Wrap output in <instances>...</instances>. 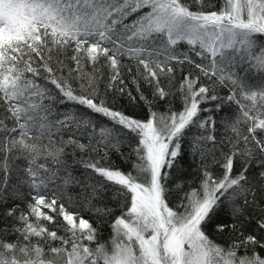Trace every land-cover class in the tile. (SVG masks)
Wrapping results in <instances>:
<instances>
[{"label":"snow or ice","instance_id":"obj_1","mask_svg":"<svg viewBox=\"0 0 264 264\" xmlns=\"http://www.w3.org/2000/svg\"><path fill=\"white\" fill-rule=\"evenodd\" d=\"M0 264H264V0H0Z\"/></svg>","mask_w":264,"mask_h":264},{"label":"trees","instance_id":"obj_2","mask_svg":"<svg viewBox=\"0 0 264 264\" xmlns=\"http://www.w3.org/2000/svg\"><path fill=\"white\" fill-rule=\"evenodd\" d=\"M189 2L191 3L192 0H189ZM206 2H207V0H206ZM196 7H197L196 5H193V10H196ZM181 47L182 48H186L187 46L186 45H181ZM135 71H136V69H135V67H133V74H135ZM141 71H142V68H141ZM104 73H105L104 83L106 84L107 83V73H108V69L107 68L104 69ZM126 78L130 79V77L127 76V73H126ZM179 79H180V76L178 75L177 83H178ZM140 86L143 88V90H144V92L146 94H149V95L151 94L152 88L149 87L147 84H145L143 80L140 81ZM103 88H104V84H101V90L102 91H103ZM132 90L135 93V87H133ZM112 95H113L112 93H109V96H112ZM245 103H247V102L245 101ZM166 105H167L166 101H158L157 108H158V110H164L166 108ZM67 107L71 108V105H68ZM114 107L119 109V110L124 111L125 113H127L129 115H133V116H135L137 118L144 119L147 116L146 109H144L142 107V105H140V104H135L134 105V104L130 103V101H129L127 96L120 97V96L117 95L116 98H115V101H114ZM173 107L176 108V109L180 108L179 99H177V101L175 102ZM236 109H237V105L233 104L231 106V109L226 108L225 111H228V112L231 113L233 110H236ZM217 119L219 120V117ZM193 131H195V129H193ZM216 135L219 138L221 135H233V134L231 133V131L225 132L224 127L218 122L217 123ZM84 142H87V141H84ZM125 151H127V149H125ZM113 158L115 159V162L117 163V165H120L121 161L118 158L115 157V154H113ZM124 167L127 168L128 165H124ZM77 168H78V171L76 172V175H79V172L82 171V170L79 169V166H77ZM237 170H239V163H237ZM256 171H257V169L255 168V166H253V168L251 169V172L254 173ZM89 172H90V170H89ZM90 174L93 175V176L95 175L94 173H91V172H90ZM96 179H101V178L100 177H96ZM73 190L78 192L79 188H75ZM109 195H110V193H109ZM176 202H177L176 194L173 191V193L169 196V203H170L171 206H175ZM17 203H21L22 207L24 206L23 203L20 202V201H17ZM104 203H106L108 205H113L114 204V202L111 199H107V198L105 200H103V201H98V204H104ZM69 210L70 211H76L77 209L70 208ZM118 214H119V208H116L114 213H113V216L118 215ZM84 216L86 218L91 217V219L93 221L96 220V216L93 215L92 213L85 212ZM104 219H105L106 223L104 224L103 229H102L101 239L102 240H107L109 238V236H110V229L107 227V224L111 222V219L110 218H104ZM59 222L63 223L62 220H60ZM60 234L63 235L64 234L63 231H61ZM211 235H212V238L215 239L218 243L226 244L227 241H228V237H227L226 234L225 235H220V234H217L215 232H212ZM3 238L5 240H8V241H15L16 236L12 235V234H9V235H7V236H5ZM54 244L58 245L59 242L58 241L54 242Z\"/></svg>","mask_w":264,"mask_h":264}]
</instances>
